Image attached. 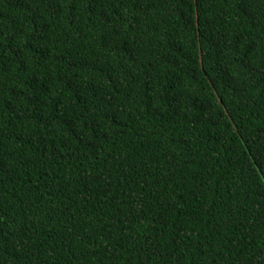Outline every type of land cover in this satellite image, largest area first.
<instances>
[{"label":"trees","instance_id":"trees-1","mask_svg":"<svg viewBox=\"0 0 264 264\" xmlns=\"http://www.w3.org/2000/svg\"><path fill=\"white\" fill-rule=\"evenodd\" d=\"M0 264H264V0H0Z\"/></svg>","mask_w":264,"mask_h":264}]
</instances>
